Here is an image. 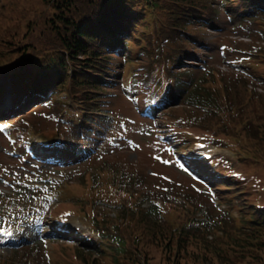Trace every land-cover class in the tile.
<instances>
[{
    "label": "trees",
    "instance_id": "trees-1",
    "mask_svg": "<svg viewBox=\"0 0 264 264\" xmlns=\"http://www.w3.org/2000/svg\"><path fill=\"white\" fill-rule=\"evenodd\" d=\"M217 1L221 4H216ZM50 2L54 8L50 17V43L37 46L31 62L19 64L22 67L14 74L18 86L12 89L13 102H19L24 97L50 102L52 93L66 90L73 100L72 109L80 110L88 124L94 123L97 113L93 111H99L109 103L103 96L108 82L102 79V75L108 76L107 72L113 68V50L125 46L136 28L150 17L149 24H159L163 34L156 39L145 36L136 41L138 70L135 72L133 91L143 88L145 92H153L164 82H172L171 96L176 92L179 103L188 102L199 111L183 117L169 116L167 111V117L176 127L222 135L248 152L247 157L239 161L237 170L227 164L221 168L228 183H220L218 187H238L234 194H222L220 198H225V206L221 201H214V194L210 191H199L193 187L200 195L191 199L187 190L180 189L179 185H164L159 172L149 175L150 181L145 182L139 170L135 175L126 168H113L106 156L90 159V163L96 159L101 162L106 177L118 175L125 178L136 192L117 186L115 195H109L108 191L104 193L103 202L117 211L116 217L95 214L92 222L100 237V245L75 243V246L83 250L86 248L85 251L92 254L97 251L96 258L100 261L93 258L92 264H154L152 246L155 244L164 246L166 259H169L167 264H264V178L260 175L264 165V92L258 88L260 84L264 89V72L252 82L256 76L252 71L227 74L210 67L180 70L176 67L182 55L197 56L195 51L184 47L183 41L189 40L186 34L194 36L189 27L212 25L216 30L227 27L239 30L252 42L261 40V43L255 42L246 49L234 43L232 49L235 55L232 58H245L253 61V65L264 68V0ZM222 20H225V25ZM10 35L11 30L0 29V47L11 42ZM237 42L240 44L243 41ZM28 50L29 44L25 42L8 52L0 51V60L10 55L23 57ZM195 72L199 73L193 77ZM102 90L103 93H100ZM3 97L4 94H0V98ZM62 107L54 102L52 107L39 110V116L46 120L55 118ZM36 109L31 112H36ZM69 123L72 133H78L76 128L81 126ZM33 125L35 129L39 128L37 123ZM108 125L106 121L99 122L95 131L97 139L105 134L102 130ZM73 152L69 151L65 161L75 159ZM246 163L251 166V172ZM0 169L12 171L13 167L7 162H0ZM79 177L82 178L80 185L90 187L92 191L99 190L105 178H100L97 171H91L90 166ZM137 186L147 188L141 191ZM31 195L29 191L26 197ZM158 197L167 203V210L159 209L154 201ZM204 198L210 202L206 203ZM145 200L150 202L143 206ZM98 202L95 200L94 206ZM235 209L239 211L236 215L233 214ZM69 210L58 207L53 210V216L61 218ZM168 218L175 222H170ZM29 220L27 218V222ZM64 264L74 263L70 260Z\"/></svg>",
    "mask_w": 264,
    "mask_h": 264
},
{
    "label": "rangeland",
    "instance_id": "rangeland-1",
    "mask_svg": "<svg viewBox=\"0 0 264 264\" xmlns=\"http://www.w3.org/2000/svg\"><path fill=\"white\" fill-rule=\"evenodd\" d=\"M216 4H221V2L217 1ZM53 10L54 8L50 0H0V29H9L12 33V35L9 36L11 42L4 43L5 45L3 47H0V51L8 52L13 47H21L25 42L29 44L28 53H26L23 57L19 54L16 55V57L10 55L4 60H0V87L4 86L7 90L6 99H0V119H5V121L11 125V127L13 126V123L11 121H15L20 124L21 127L26 131L30 124L37 123V126L42 131L52 135V138L49 140H51L52 143H55L56 137L60 136V134L59 132H56L57 130H53L58 128L59 131L64 135L68 133L66 124L64 122L56 124L55 120H46L39 116L40 111L37 113L31 112L30 114H28V116L26 117V121L19 120L17 118L11 120L12 114L14 112H11L12 105L8 100V98L10 97L9 92L11 84L13 88H16L18 86L14 74L17 69H21L22 66L19 64L23 63L25 65L31 62L36 54L37 46H44L45 44L50 43V17L52 16ZM232 17L236 18L235 15H233ZM156 18L157 16L155 15L154 21H156ZM150 21L151 20L149 17L148 21L142 22V24L136 28L133 37L129 40L130 42L126 54L116 56L113 68L110 69L107 73L108 75H111L115 78V82L110 87L105 89V94H103V96H106V98L109 100V110L113 112L114 116L117 118V122L120 123V125H117L113 128L111 134L114 135L112 139L113 144L116 146H121V148L112 146V144L110 146L106 144L103 146L102 154L99 155L98 159H102L106 156V159L108 158L109 163L114 165L112 166L113 168H126L129 170V172H132L135 175L139 170V174L145 182L150 181L148 174L154 175L158 172L161 173L155 166H153L154 164L159 166V169L161 170L171 171L172 163L170 162H174L173 172L177 173L184 180V182L181 183L175 182V185H179L180 189L182 188L187 190L186 193L190 196L191 199H194V197H199L200 194L194 191L190 186V182H192V179L201 180V178H203L207 182V185H213L214 187H216V185L221 181L227 180L218 174L212 161L204 162L195 160L201 158L193 153L192 144H190L187 148H183L181 150V152L179 153V159L182 160L178 161L175 157L177 150L169 148L166 143L158 140L156 141V146L160 147L162 153L160 150H156L155 152L161 153V158L170 161L166 163L171 167L165 166L163 164L164 162H154L151 157H149L142 149L147 148V141H150V136L147 130L150 129L149 125L160 126V124H162V119H147L145 121H142V119L144 118L139 115V109L132 105L135 102L125 97L122 94L120 86L117 85V82L121 78H124L123 84H125L126 87L127 75L133 68V63L130 60L136 58V46H138L136 44V41L144 38L145 36H152L156 39L163 34L160 25H151L149 24ZM224 21L225 20H222V23L225 25ZM189 28L194 32V36L186 34L187 39L189 40L183 41L184 47L191 52L195 51L197 56L182 55L180 62L176 66L179 68L205 69L207 67H210L211 69H219L222 73H233L235 69H232L231 66L228 65V63L231 64L230 60H233L232 57H234L235 55L232 49V45L235 43L240 48L246 49L252 47L255 42L261 43V40H255L252 42V39L250 37L242 34L241 31L235 30L230 27H227L224 30H216L212 25H208L206 27H203L201 25H194ZM48 30H50V33ZM241 40L243 42L239 44L237 41ZM185 58L194 60H185ZM123 60L126 61V65L124 68V64H122ZM227 60L228 63L226 62ZM245 63L246 62H244L243 64ZM247 67L249 68L246 69L248 72L252 71L255 74L264 72L263 66H257L253 68L252 64H247ZM198 73L199 72H195L194 75L192 73L191 74L193 77H195L196 75H198ZM105 77L108 79L111 78L110 76ZM253 79L256 80L255 76L253 77ZM171 86V83L164 82L163 87L159 89V95H162L165 90L169 89ZM259 90L264 92V89L261 87H259ZM65 95L66 94H63V96L60 98H66ZM38 101L39 100L32 101L29 102V104L28 102H24L23 104L26 106L21 109V111H23L24 114L28 113L34 107H38ZM179 102V97L178 100L171 101L167 107L174 105L175 103L176 106H172L175 108H170L168 110V113L166 111L165 114L167 113L169 116L171 115L175 117H183L189 116L191 112L193 114L199 112L196 107L188 104V102L178 104ZM140 105H142V101L139 102V106ZM45 109L46 108H42V110ZM195 109L196 111H194ZM167 114L165 118H167ZM71 115L75 116V114L73 113H71ZM133 119L135 120L133 121ZM192 130L195 132H199L196 129ZM53 133L55 134L53 135ZM179 133L180 132H174L173 130H171V128H169L164 130L163 133L161 132L159 134L161 136L164 134V137H166L168 141H171L173 143L174 140L178 141L183 138V135L181 133L180 135H178ZM8 134L14 136L12 133V128L4 129L0 126V162H7L15 170L12 172L0 169V173L5 172L4 174H6L7 176H21L29 179H37L31 181H34L35 187L38 186L37 184H42V187L44 188L40 189V191L45 199L47 198V195L49 199L50 194H54V199H49V202L54 203L57 201V199H60V202L63 198L64 201L61 202L58 206L70 209V211H72L71 209L76 210L79 208H83L87 217L79 216L77 214H74L73 212L68 215L67 218H64L60 222L52 225L46 224L45 226H42L41 221H36L33 223L30 222L24 228L18 230L11 227L9 228L8 226H6V224H4L3 228L6 234L0 237V264H64L70 260H72L74 264H92V259H97L96 257H98L97 251H95L94 254L86 252V248L83 250L81 247L75 246L77 240L59 238L55 237V235L58 234L65 237H71L68 233V231L70 230L80 232L82 231L86 234H91L95 230V224L91 222L95 214H101L106 218L116 217L117 211L105 206V204L101 202H99L97 206L82 204L83 197L89 196L90 187L81 186L80 181L82 180V178L77 177V175L79 174L80 170L83 169V167L87 168L88 166L93 165L96 170L98 167H100V165H102L101 162L96 159L94 162H89L86 164L87 160L86 158H84L82 159V161L79 160L78 162H74L73 164L71 163L63 166L57 165V167H55V165L53 164L44 163L43 161H40L41 158L38 157L37 154L28 151L27 148L28 137L32 136V139L35 142H39L41 137L44 138V135L41 136L39 134H31L27 135L24 139V149L31 155H35V157H26L24 154H18L19 157H21L25 161V163L22 164L20 158L9 155L12 151V144H10L9 142ZM117 136L122 137L123 141L117 140ZM94 138H96L95 133H91L90 135L84 137L83 141L89 142L94 140ZM62 139L64 141L63 137ZM136 141L141 142V148L135 147ZM145 144L146 146L144 147ZM80 145L81 144H77L76 147H80ZM15 147H18V144H16ZM15 147L13 148V150L15 149ZM20 148L22 149L21 145ZM202 150L203 152L213 153V145H207ZM225 152L232 154V152L228 150ZM55 158L58 159L57 156H55ZM177 161L179 164L177 163ZM106 163H108V161ZM175 164H178V168ZM235 164H238L237 159H235ZM246 164L251 172V166L248 163ZM262 167L263 170H260V175L264 178V165ZM7 172H10L12 174H7ZM25 172L29 173L26 174ZM102 173L103 171L100 172V178L102 177ZM64 175L70 178V183L68 185L66 184L67 179L65 180ZM38 176L41 177L38 178ZM58 177L63 178L58 180L61 183L53 186V183H56L54 179ZM124 179L125 178H120V176L118 175H109L107 177L105 176L102 186L106 188V190L109 192V195H115L117 193V186L135 193L136 191H134L130 182L126 183ZM2 180L6 181V179ZM197 182L200 183V181ZM0 184L3 183L1 182ZM49 184L52 187L48 188ZM89 184L90 182H88L87 185ZM200 184L204 185V183ZM136 188H139V190L142 191L146 189L147 186H137ZM223 188L224 190H217L219 194L224 195L225 192H232L230 194H234L237 191L238 187L233 185L231 187ZM10 194L11 192L9 190L7 191L6 195L4 194V203L10 204L12 201H14L15 197H18V193H14L12 197L8 198ZM91 194L96 197H99L101 195V193H97L94 191L91 192ZM63 195L65 196L63 197ZM204 199H206V203L210 202L209 199ZM224 199L225 198L220 199L221 202H224ZM149 202L150 200H145L143 206L148 205ZM34 204L40 206V200H35ZM235 213L238 214L239 211L235 209ZM48 217V213L42 217V220L44 219V223L45 219ZM55 227H59V229H56ZM53 232L57 233L54 235ZM77 235L78 234H75L73 237L75 239H78ZM16 238H19L17 242L20 243L25 242L29 239L30 241L34 240L45 243L47 246L38 247L35 244L31 243L29 245L23 246L22 248H18V250H14L12 246L15 243ZM78 241L84 242L82 240ZM90 243L92 242L90 241ZM152 256L154 264H167V262L169 261V259H166L165 248L163 245L155 244V246H152ZM46 258H48L49 260H46ZM97 261L100 260L97 259Z\"/></svg>",
    "mask_w": 264,
    "mask_h": 264
}]
</instances>
